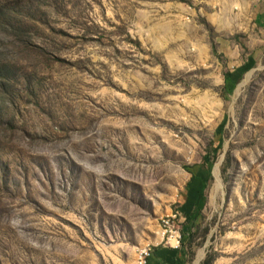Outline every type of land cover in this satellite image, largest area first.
<instances>
[{"label":"rangeland","instance_id":"1","mask_svg":"<svg viewBox=\"0 0 264 264\" xmlns=\"http://www.w3.org/2000/svg\"><path fill=\"white\" fill-rule=\"evenodd\" d=\"M248 1L0 0V264H264Z\"/></svg>","mask_w":264,"mask_h":264},{"label":"crops","instance_id":"2","mask_svg":"<svg viewBox=\"0 0 264 264\" xmlns=\"http://www.w3.org/2000/svg\"><path fill=\"white\" fill-rule=\"evenodd\" d=\"M251 6L260 22H264V0H250ZM259 22V23H260ZM223 46V45H222ZM226 48V47H225ZM223 49V48H222ZM248 60L242 63V66H246ZM236 71V70H235ZM187 256L185 250L180 247L175 250L169 246L160 245L155 246L151 250V255L147 260V264H187Z\"/></svg>","mask_w":264,"mask_h":264},{"label":"built area","instance_id":"3","mask_svg":"<svg viewBox=\"0 0 264 264\" xmlns=\"http://www.w3.org/2000/svg\"><path fill=\"white\" fill-rule=\"evenodd\" d=\"M163 226V236L162 242L165 246H169L172 249H179L182 243V236L178 229L175 228L171 219L166 218L162 221ZM151 255V249L149 247L145 248L144 258L140 261V264H147V260Z\"/></svg>","mask_w":264,"mask_h":264},{"label":"bare ground","instance_id":"4","mask_svg":"<svg viewBox=\"0 0 264 264\" xmlns=\"http://www.w3.org/2000/svg\"><path fill=\"white\" fill-rule=\"evenodd\" d=\"M144 255H145V250H143V251L139 254V257H138V259H137L136 264H140V261L142 260V258H144Z\"/></svg>","mask_w":264,"mask_h":264}]
</instances>
